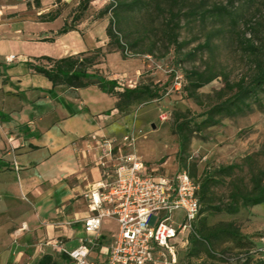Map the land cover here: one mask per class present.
<instances>
[{"label": "rangeland", "instance_id": "obj_1", "mask_svg": "<svg viewBox=\"0 0 264 264\" xmlns=\"http://www.w3.org/2000/svg\"><path fill=\"white\" fill-rule=\"evenodd\" d=\"M16 1H19L20 5L27 2ZM36 1L39 2L41 10L49 11L41 16L27 13L35 21L46 20L47 13L65 11L69 13L67 19L70 23L77 11L76 4L79 0H29L28 3L36 9ZM119 1L129 5L120 11L115 23V32L123 45V51L116 48L105 33L111 14L102 17L99 15L112 0H93L75 25H80L78 30L83 34L92 31L101 51L99 64L110 55L111 59H114L111 61V75H114L115 79H121L124 87L134 88L138 84L151 82L164 89L165 94L161 99H154L146 105H134L127 115L118 112L125 118L110 122L107 126L111 138L121 139L131 134L134 137V152L148 170H154L155 176L171 177L179 170L192 173L195 167L194 179L198 181L205 167L217 168L237 164L239 167L233 170L231 178L235 179L239 186L248 187L250 169L263 167L264 94H259L249 112L224 118L219 125L205 129L192 138L188 150L189 157L185 167H182L176 157L177 138L170 131L172 113L177 110H189L191 114L197 115L202 109L186 96L182 91L183 87L176 91L173 81L177 75H182V83L185 85L184 71H202L207 67L227 75L230 81H236L249 73L250 60L240 50L239 41L244 33L245 38L250 35L254 37L255 34L254 40L257 43L263 42L264 0ZM135 1L137 2L134 3ZM212 6L225 7L227 13L211 16L207 11ZM208 37L210 48L198 49ZM222 87V78L217 77L197 93L206 104L208 99L216 101L213 93ZM207 95L211 98H206ZM161 115L167 116L166 119L161 120ZM129 151L125 147L122 150L123 153ZM229 181L230 178H220L219 184L212 187L215 201H226ZM180 216L181 213H177L176 220ZM201 218H205L208 225L219 221H233L243 235L250 237L254 247L253 258L264 259V205L240 208L238 213L233 215L204 211L200 215ZM101 229L109 236L116 232L117 225L114 221H108L102 224ZM106 238L104 245L107 247L111 241ZM77 245L76 237L68 247L75 248ZM199 247L198 256L192 254L193 249L185 255L183 250L180 251L177 264H200L202 261H208L207 249L203 245ZM223 248L231 249L225 253L227 257L232 258L239 253L237 249H233L231 243H217L214 251L219 254ZM57 254L60 255L59 252Z\"/></svg>", "mask_w": 264, "mask_h": 264}, {"label": "crops", "instance_id": "obj_2", "mask_svg": "<svg viewBox=\"0 0 264 264\" xmlns=\"http://www.w3.org/2000/svg\"><path fill=\"white\" fill-rule=\"evenodd\" d=\"M28 1L0 0V264H35L46 254L73 264L51 244L59 238L73 249L69 243L87 237L83 219L91 212L85 195L101 174L82 139L94 133L111 137L107 126L125 116L98 86H53L31 68L48 65L45 57L90 55L99 45L92 31L83 34L78 24L57 35L69 13L38 22L27 13L41 16L49 9H35ZM112 60L107 55L88 73L115 79ZM108 221L114 220H103L101 227ZM101 227L90 253L98 262L118 230L107 236ZM106 237L107 247L100 245Z\"/></svg>", "mask_w": 264, "mask_h": 264}, {"label": "trees", "instance_id": "obj_3", "mask_svg": "<svg viewBox=\"0 0 264 264\" xmlns=\"http://www.w3.org/2000/svg\"><path fill=\"white\" fill-rule=\"evenodd\" d=\"M92 1L79 0L77 11L72 16L70 23L65 22L57 31V35L75 30V23L80 20L82 13L87 10ZM128 6L123 1L112 0L99 13L100 17L108 13L111 14L105 33L108 39L114 42L115 47L121 48L122 51L124 48L115 32V23L120 11ZM36 7H40L38 1H36ZM207 12L211 16H222L227 13V10L225 7L212 6ZM45 16L48 21H53L58 16V12L47 13ZM241 36L242 40L239 41L240 50L250 60L249 73L241 76L236 81H230L227 75L218 73L211 67H207L202 71L191 69L183 72L186 84L183 85L182 91L202 111L197 115L191 114L189 110H177L172 113L173 119L170 131L177 138L176 157L182 167H185L186 160L189 157L188 150L192 138L201 134L205 129L219 125L224 118H231L249 112L252 104L258 100L259 94H264V40L257 43L254 40L255 34L254 37L250 35L249 38H245L244 33ZM203 48H210L209 37L203 45L198 47V49ZM100 52V49L96 48L90 55L80 53L59 59L45 57L43 59L46 60L48 65L30 66L36 73L46 77L53 86L64 85L69 88H85L92 84L98 86L102 92L116 99L115 109L122 115H127L134 105H146L154 99L163 97L165 94L164 89L151 82L138 84L134 88L124 87L119 89L115 80L102 77L98 71L92 74L88 73L89 68L100 63ZM217 77L222 78L223 87L214 91L216 101L208 99V103L205 104L197 91ZM206 98H211V96L207 95ZM189 115L192 116L189 117ZM247 158L249 159V157ZM238 167L237 164L217 168L205 167L199 180L196 181L198 183L197 197L201 209L193 224V231L188 236V245L183 250V255L193 249L194 253L192 254L198 256L200 253L199 246H205L209 253V259L208 261H202L200 264H264V259L253 258L252 251L254 247L250 237L243 235L233 221H219L213 225H208L205 218L200 219V215L204 211L233 215L238 213L240 208L264 205V157L262 168L250 169L248 187L239 186L235 179L231 178L233 170ZM193 168L194 171L192 173L188 172V174L194 179L195 167ZM220 178H230L228 183L229 194L225 202L222 200L215 201L213 197L212 187L219 184ZM217 243H231L233 249H237L239 253L232 258L227 257L225 253H228L231 249L223 248L217 254L214 251ZM100 245L105 246L104 241ZM94 246L97 247L96 244ZM62 257L65 260L67 258L65 255H62ZM35 264L60 263L51 255L46 254L40 257Z\"/></svg>", "mask_w": 264, "mask_h": 264}, {"label": "built area", "instance_id": "obj_4", "mask_svg": "<svg viewBox=\"0 0 264 264\" xmlns=\"http://www.w3.org/2000/svg\"><path fill=\"white\" fill-rule=\"evenodd\" d=\"M182 80V75L174 78L176 91L183 87ZM115 81L124 88L121 79ZM82 141L101 174L85 195L91 212L83 219L87 237L73 249L54 242V249L73 264H177L201 209L198 183L186 170L171 177L155 176L134 152L131 134L116 139L94 133ZM124 147L130 151L123 153ZM177 213H181L178 220ZM106 219L114 220L118 230L106 257L98 262L90 253Z\"/></svg>", "mask_w": 264, "mask_h": 264}, {"label": "water", "instance_id": "obj_5", "mask_svg": "<svg viewBox=\"0 0 264 264\" xmlns=\"http://www.w3.org/2000/svg\"><path fill=\"white\" fill-rule=\"evenodd\" d=\"M154 127V126H153Z\"/></svg>", "mask_w": 264, "mask_h": 264}]
</instances>
